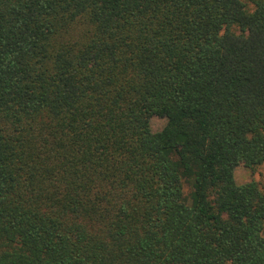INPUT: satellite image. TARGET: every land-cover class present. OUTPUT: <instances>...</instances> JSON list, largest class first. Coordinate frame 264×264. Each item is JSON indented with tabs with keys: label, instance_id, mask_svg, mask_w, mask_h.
I'll return each mask as SVG.
<instances>
[{
	"label": "trees",
	"instance_id": "16d2710c",
	"mask_svg": "<svg viewBox=\"0 0 264 264\" xmlns=\"http://www.w3.org/2000/svg\"><path fill=\"white\" fill-rule=\"evenodd\" d=\"M262 165L264 0H0V264H264Z\"/></svg>",
	"mask_w": 264,
	"mask_h": 264
},
{
	"label": "rangeland",
	"instance_id": "374dc122",
	"mask_svg": "<svg viewBox=\"0 0 264 264\" xmlns=\"http://www.w3.org/2000/svg\"><path fill=\"white\" fill-rule=\"evenodd\" d=\"M166 123L167 121L165 119L154 117L152 118L151 125L154 131H161L165 127ZM235 178L239 184L256 181L264 187V165L257 167L254 171L244 166H240L236 170Z\"/></svg>",
	"mask_w": 264,
	"mask_h": 264
}]
</instances>
